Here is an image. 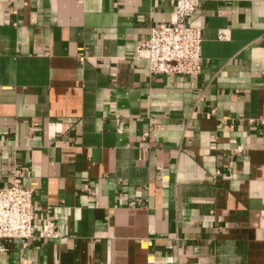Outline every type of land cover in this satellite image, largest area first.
<instances>
[{
    "label": "crops",
    "instance_id": "crops-1",
    "mask_svg": "<svg viewBox=\"0 0 264 264\" xmlns=\"http://www.w3.org/2000/svg\"><path fill=\"white\" fill-rule=\"evenodd\" d=\"M173 0H0V264H264V0H202L196 75L137 48ZM52 226L57 235L46 236Z\"/></svg>",
    "mask_w": 264,
    "mask_h": 264
},
{
    "label": "built area",
    "instance_id": "built-area-1",
    "mask_svg": "<svg viewBox=\"0 0 264 264\" xmlns=\"http://www.w3.org/2000/svg\"><path fill=\"white\" fill-rule=\"evenodd\" d=\"M176 17L170 23L150 26L149 36L137 48V55L149 63V72L156 74L196 75L203 65L201 26L189 21L202 0H173ZM33 191L19 181L0 187V246L13 239L33 235ZM57 233L52 226L46 236Z\"/></svg>",
    "mask_w": 264,
    "mask_h": 264
}]
</instances>
